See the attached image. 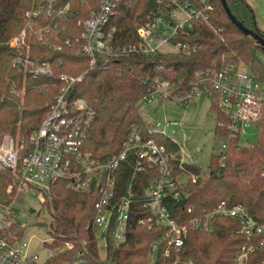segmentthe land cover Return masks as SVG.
Here are the masks:
<instances>
[{"label": "trees", "instance_id": "16d2710c", "mask_svg": "<svg viewBox=\"0 0 264 264\" xmlns=\"http://www.w3.org/2000/svg\"><path fill=\"white\" fill-rule=\"evenodd\" d=\"M207 21H197L189 37L180 38L196 46L195 53L182 55L165 51L149 58L135 54L99 61L88 70V57L79 53L74 45L81 27L78 22L86 19L99 0H54L52 8L63 15L40 17L28 24L27 13L47 5L43 0H0V141L3 135L27 136L38 128L59 91L65 86L62 74L77 77L85 73L80 82L71 85L68 99H84L94 111V121L88 131L84 150L93 158L104 160L119 153L133 126L141 130L142 139H153L168 151L177 153L179 146L158 131L148 133L138 112V103L148 93L150 80L169 81L174 85L170 100L190 95L191 82L196 74L206 76L231 63L244 62L259 82L264 84V61L258 52L263 49L252 37L244 33L227 17L220 0H189ZM236 20L264 39L258 27L256 13L246 0H226ZM154 0H122L117 6L113 25L119 44L137 45L136 29L144 23L147 14L154 9ZM212 8L213 11L209 9ZM50 26L52 34L46 35L52 44L63 45L60 52L36 41L33 30ZM31 28V30H30ZM25 31L23 50L10 47V41ZM71 40V45H64ZM28 49V54L26 52ZM25 59L50 64L52 75H34L15 61ZM217 116L215 134L225 139V148L212 155L209 170L203 171L196 164L171 163V175L175 189L167 190L163 197L170 215L177 223L186 226L183 244L176 250L167 236L164 226L158 224L145 206L148 197L145 189L159 178L156 169L146 168L135 172V155H128L115 174L114 212L127 195L131 185L132 196L125 238L114 243L111 232L112 218L108 227L99 232L93 226L95 196L71 191L67 181L60 180L39 189L43 201L48 204L51 216L46 233L50 241L44 246L53 250L52 257L43 264H71L75 257L83 258L81 264H239L237 256L243 248L255 245L242 264H264V246L261 236L248 238L241 232L237 217L214 215L210 229L203 230L194 220H206L209 212L221 203L240 204L259 222H264V107L259 110L256 123V143L242 145L241 128L235 129L228 115L220 108L217 95L210 97ZM160 99L159 102H162ZM185 183L179 184V178ZM194 177V179H192ZM12 174L0 170V203L11 200L15 194ZM11 188V189H10ZM177 193L174 195L173 193ZM15 226V224L13 225ZM16 236L21 231H13ZM97 234L105 243V256L100 258ZM66 243L72 248L67 249ZM156 245L155 252L152 246ZM99 251V252H98Z\"/></svg>", "mask_w": 264, "mask_h": 264}, {"label": "built area", "instance_id": "2783aa9c", "mask_svg": "<svg viewBox=\"0 0 264 264\" xmlns=\"http://www.w3.org/2000/svg\"><path fill=\"white\" fill-rule=\"evenodd\" d=\"M54 0H43L38 10L27 13L28 24L36 21L40 15H63L67 7L61 10L53 9ZM122 0H99L97 8L88 17L78 22L81 27L79 38L64 42L65 46L74 45L79 53L85 54L88 59V70H91L99 61L115 59L122 55L135 54L141 58H149L165 51L190 55L196 52V46L180 41V38L189 37L197 21H207L189 0H154L155 6L143 24L136 29L137 45L119 44L117 32L113 25L114 12ZM211 11L212 8L209 7ZM31 30V28H30ZM53 30L45 26L39 31L33 30L37 42L51 47L53 51L60 52L63 45H56L47 40L46 35H51ZM25 31L10 41V47L23 50L25 45ZM28 54V49H26ZM34 75L51 76L50 64L36 60L25 59L23 63L15 61ZM85 73L77 77L65 74L60 79L65 86L55 97L49 112L41 124L27 136L12 137L3 135L0 141V170H8L13 178L11 185L15 188L14 199L0 203V264H43L47 258L52 257L53 250L46 247V254L41 256L38 252L29 250V242L16 236L13 231L16 227L23 229L25 226L16 219L14 205L18 201L20 192L39 191L57 181H67V188L81 193H92L95 196L94 217L92 224L104 231L114 220L111 237L114 243H119L125 238L126 224L131 203V185L127 188V195L118 204L114 212L115 174L119 165L126 160L128 155H135V172H142L146 168L156 169L159 178L152 181L145 189L148 200L145 206L151 211L156 222L166 229L170 236V243L176 250L183 244L182 235L186 226L177 223L170 215L163 197L167 190L175 189L176 183L171 175V163L179 160L182 164L194 165L195 163L183 155L168 151L164 146L157 144L153 139H142L141 130L133 126L127 140L123 143L118 154L98 160L84 150L85 140L94 121V111L82 98L68 99V92L74 83L80 82ZM151 87L143 96L141 102L170 100L174 85L169 81L150 80ZM192 93L180 96L177 103L188 105L196 96L201 94L210 97L217 95L220 108L228 115L235 129L241 128L244 133L246 128L256 126L259 121L261 107H264V84L259 82L251 72L240 70L239 66L229 65L223 69L213 70L206 76L196 74V79L191 82ZM172 126H180L172 123ZM155 132L148 129V133ZM163 134V133H162ZM225 148L226 146L223 145ZM180 149V147H179ZM264 177V167L262 170ZM194 179V177H192ZM179 184V180L177 181ZM11 189V188H10ZM177 195V193H173ZM237 217L241 223V232L248 238L261 236L260 246H264V222H259L249 210L240 205H231L224 200L209 212L206 220L195 219L196 226L203 230L210 229V218L214 215ZM15 224V226H13ZM97 240L103 238L97 234ZM156 245L152 246L155 252ZM66 248H72L71 243H66ZM257 248L255 245L245 246L237 256V262L242 264L250 252ZM83 258L77 256L71 264H81ZM264 263V260H263Z\"/></svg>", "mask_w": 264, "mask_h": 264}, {"label": "rangeland", "instance_id": "374dc122", "mask_svg": "<svg viewBox=\"0 0 264 264\" xmlns=\"http://www.w3.org/2000/svg\"><path fill=\"white\" fill-rule=\"evenodd\" d=\"M264 8V0H256ZM171 53V52H170ZM173 53V52H172ZM258 56L264 61V54L258 52ZM239 66L240 70L250 72V68L244 62L231 63ZM230 65V64H228ZM212 100L206 95L196 96L188 105H181L176 101L165 100L162 102H140L138 112L143 123L149 128L165 134L171 138L182 151L183 155L190 158L201 170L208 171L212 155H218L223 151L225 139L215 134L217 116L210 111ZM179 123L180 126H172ZM256 127L246 128L241 139L242 145L256 143ZM186 178H179L180 184L185 183ZM40 191L20 192L18 201L14 205L17 221L24 225L21 231L22 239L29 242V250L38 252L41 256L46 254L43 242L50 241V237L43 225L48 227L51 216L48 213V204L43 201ZM13 200L14 197H11ZM30 210H33L30 212ZM100 249V258L105 256L102 249V241L97 240Z\"/></svg>", "mask_w": 264, "mask_h": 264}, {"label": "water", "instance_id": "95a60500", "mask_svg": "<svg viewBox=\"0 0 264 264\" xmlns=\"http://www.w3.org/2000/svg\"><path fill=\"white\" fill-rule=\"evenodd\" d=\"M222 7L227 15V17L232 21V23H234L243 33L245 36L248 37H252L253 39H255L258 43V45L263 49L264 51V39L262 37H260L259 35H257L254 31L247 29L245 26H243L241 23H239L236 18L234 17V15L231 13L226 0H220ZM33 210H30V212Z\"/></svg>", "mask_w": 264, "mask_h": 264}, {"label": "crops", "instance_id": "0c3cea01", "mask_svg": "<svg viewBox=\"0 0 264 264\" xmlns=\"http://www.w3.org/2000/svg\"><path fill=\"white\" fill-rule=\"evenodd\" d=\"M246 1L255 10L257 25L264 32V8L260 5V2L256 0H246Z\"/></svg>", "mask_w": 264, "mask_h": 264}]
</instances>
